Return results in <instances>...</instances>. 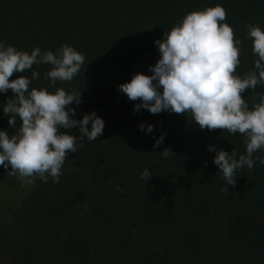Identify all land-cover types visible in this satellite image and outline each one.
Returning a JSON list of instances; mask_svg holds the SVG:
<instances>
[{
  "label": "trees",
  "instance_id": "obj_1",
  "mask_svg": "<svg viewBox=\"0 0 264 264\" xmlns=\"http://www.w3.org/2000/svg\"><path fill=\"white\" fill-rule=\"evenodd\" d=\"M215 5L241 41L242 76L257 59L246 25L264 30V0H0V42L29 54L69 44L85 56L69 82L51 86L48 64L10 79L37 71L30 88L81 91V103L70 105L74 118L94 110L105 122L96 141H78L59 183L37 178L21 187L0 166V264H264V165L238 170L226 194L207 148L239 155L244 137L202 130L188 113L134 111L140 102L118 90L136 72L151 75L163 32L186 13ZM12 95L0 93V130L9 135L14 129L2 107ZM241 95L251 106L253 90ZM141 123L153 131L140 130ZM61 131L79 136L78 129ZM165 148L176 155L164 158ZM145 169L152 175L144 182Z\"/></svg>",
  "mask_w": 264,
  "mask_h": 264
},
{
  "label": "clouds",
  "instance_id": "obj_2",
  "mask_svg": "<svg viewBox=\"0 0 264 264\" xmlns=\"http://www.w3.org/2000/svg\"><path fill=\"white\" fill-rule=\"evenodd\" d=\"M226 19V10L221 5L186 13L179 23L163 32L162 39L154 41L160 57L149 66L151 75L136 72L118 90L129 100L140 102L134 104V111L142 107L151 114L188 113L202 130L241 134L245 150L239 155L234 149L229 152L207 145L215 153L213 163L226 182L222 191L228 194L226 185L235 188L238 170L244 167L251 170L256 162L264 165V155H255L264 152V92L254 91L258 85L264 86V30L255 24L246 25L257 59L254 70L241 76L237 74L241 41L235 38ZM41 64L51 65L45 74L51 86L57 81H72L86 65L85 56L69 44H62L55 52L33 47L29 54L0 42V93L11 90L13 94L2 109L8 125L14 129L11 135L0 130V166L10 168L7 174L18 177L21 187L35 186L37 178L47 183L51 177L54 183H59L69 153L77 152L78 141L85 138L96 141L105 126L94 110L79 120L74 118L76 110L70 105L81 103V91L30 88L33 80L40 78L37 71L31 72V78L19 75L10 79L14 73L24 74L33 65ZM250 89L251 106L241 95ZM138 127L153 131L151 124L141 123ZM61 129H78L79 136ZM163 140V135L157 137L153 147ZM160 153L164 158L176 155L169 148ZM141 175L145 182L152 173L145 169Z\"/></svg>",
  "mask_w": 264,
  "mask_h": 264
}]
</instances>
